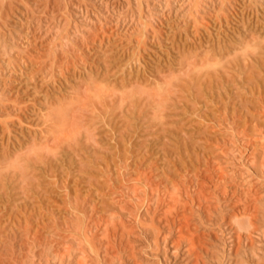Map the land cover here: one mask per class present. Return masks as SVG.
Returning <instances> with one entry per match:
<instances>
[{"label": "rangeland", "instance_id": "rangeland-1", "mask_svg": "<svg viewBox=\"0 0 264 264\" xmlns=\"http://www.w3.org/2000/svg\"><path fill=\"white\" fill-rule=\"evenodd\" d=\"M0 264H264V0H0Z\"/></svg>", "mask_w": 264, "mask_h": 264}, {"label": "bare ground", "instance_id": "bare-ground-1", "mask_svg": "<svg viewBox=\"0 0 264 264\" xmlns=\"http://www.w3.org/2000/svg\"><path fill=\"white\" fill-rule=\"evenodd\" d=\"M55 112H56V110H55ZM60 126H62V124L61 123H58L57 127H60Z\"/></svg>", "mask_w": 264, "mask_h": 264}]
</instances>
